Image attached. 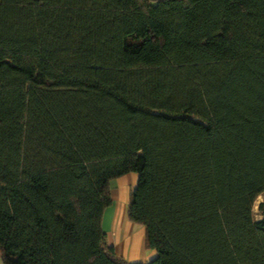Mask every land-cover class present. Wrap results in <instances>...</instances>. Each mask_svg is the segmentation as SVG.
<instances>
[{"label": "trees", "instance_id": "1", "mask_svg": "<svg viewBox=\"0 0 264 264\" xmlns=\"http://www.w3.org/2000/svg\"><path fill=\"white\" fill-rule=\"evenodd\" d=\"M153 259L105 246L115 178ZM264 0H0L4 264H264Z\"/></svg>", "mask_w": 264, "mask_h": 264}, {"label": "crops", "instance_id": "2", "mask_svg": "<svg viewBox=\"0 0 264 264\" xmlns=\"http://www.w3.org/2000/svg\"><path fill=\"white\" fill-rule=\"evenodd\" d=\"M137 180L136 173L128 172L111 181V204L104 209L101 218L105 246L112 247L116 256L129 263L147 262L156 255V251L146 245L144 227L127 217L130 193Z\"/></svg>", "mask_w": 264, "mask_h": 264}, {"label": "rangeland", "instance_id": "3", "mask_svg": "<svg viewBox=\"0 0 264 264\" xmlns=\"http://www.w3.org/2000/svg\"><path fill=\"white\" fill-rule=\"evenodd\" d=\"M261 201H264V192H261V193L256 197V199H255V201H254V204H253L252 215H253V218H254L255 220H257V219L260 218V216H259V214H258V212H257V204H258L259 202H261ZM0 264H4V263H2V261L0 260Z\"/></svg>", "mask_w": 264, "mask_h": 264}]
</instances>
